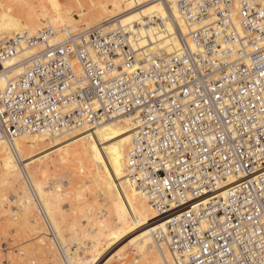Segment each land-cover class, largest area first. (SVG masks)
<instances>
[{
	"label": "built area",
	"instance_id": "1",
	"mask_svg": "<svg viewBox=\"0 0 264 264\" xmlns=\"http://www.w3.org/2000/svg\"><path fill=\"white\" fill-rule=\"evenodd\" d=\"M179 9L186 33L152 58L133 26L53 44L46 29L0 38V78L7 58L43 45L0 82V140L136 116L128 180L169 215L156 238L175 264H264V0H180Z\"/></svg>",
	"mask_w": 264,
	"mask_h": 264
},
{
	"label": "bare ground",
	"instance_id": "2",
	"mask_svg": "<svg viewBox=\"0 0 264 264\" xmlns=\"http://www.w3.org/2000/svg\"><path fill=\"white\" fill-rule=\"evenodd\" d=\"M37 1L0 0V38L24 32L34 35L46 29L50 33L49 42L53 44L94 26H101L104 32L133 26L141 54L152 58L171 53L178 46L179 32L187 31L179 9L180 0H102L86 10L74 9V2L68 0L70 5L67 3L49 13L41 10L40 14L35 11ZM42 48L38 43L7 58L4 66L9 69L0 82L23 73L28 68L27 58ZM136 124V116L112 115L92 126L24 134L12 143L0 140V182L19 185L22 189L18 216L8 215L6 220L9 226L16 225L17 231L27 229L31 233L48 264H104L109 254L124 242L130 246V252L123 264H175L169 247L156 238L157 233L167 231L169 215L159 214L128 180L126 157ZM48 146L54 150L38 153ZM53 154L63 160L62 170L66 175H74L73 170L66 171L72 167L68 162L71 158L81 169H85L87 163L96 165L88 171L93 173L95 185L103 184L106 200H110L106 214L90 215L104 241L94 239L89 263L83 261L76 245L75 249L70 246L72 240L64 229L65 221L76 229V207L70 206V211L75 213L68 217L60 203L61 182L55 183L50 192L39 175L41 162L54 171L49 161ZM234 180L230 177L224 184ZM82 191V188L76 189L78 195ZM3 196L0 189V206L3 213H8L3 206ZM48 228L53 231L52 241L46 239ZM32 260L28 264H36Z\"/></svg>",
	"mask_w": 264,
	"mask_h": 264
},
{
	"label": "rangeland",
	"instance_id": "3",
	"mask_svg": "<svg viewBox=\"0 0 264 264\" xmlns=\"http://www.w3.org/2000/svg\"><path fill=\"white\" fill-rule=\"evenodd\" d=\"M69 1L38 0L36 2L35 11L37 14H40L41 10H45L49 13L59 9L67 3L69 4ZM100 1L102 0H71L70 3L73 4L74 2V9L86 10ZM4 3L7 4L8 2L6 3L4 1ZM49 147L50 146L45 147L47 150L45 148L41 149L38 153H50V151L54 150V148L49 149ZM49 161L54 165V171L48 170L45 164L41 162L42 167L39 172L40 178L50 192L53 191L55 183L61 182L59 183L62 185L60 189L62 193L60 203L68 217L75 213V211H70V206L76 207V229H73L68 221L64 222V229L67 233V237L72 240L70 246L75 249L76 245V251L80 253L83 261L89 263L93 255L92 244L94 239H100L101 243L104 241V236L99 234L98 226L90 219V215L101 217L106 214V210L110 206V200H106L107 196L103 184L98 186L95 185L94 175L88 171V169L95 168L96 165L87 163V167L81 169L80 164L78 162L75 163L71 158L68 162L72 165V169L69 167L70 169L68 168L66 171L73 170L74 175H66L64 174L65 170H62L63 160L59 155L53 154V156L49 158ZM77 188H82L83 191L81 195L77 194ZM0 189L2 194H4L2 198L3 206H5V209H8V213H3L2 206H0V251L3 256H0V259H2L0 264H25L26 262V264H28L32 259L36 264H48V261H46L47 259H44V254L38 246L37 241L33 239L34 237L30 236L31 233L27 229H20L17 231V226H9V222L6 220L8 215L18 216L17 212L20 206L18 200L21 197L19 193V191L22 190L21 187L19 185H11L8 182H0ZM52 232L53 231L48 228L46 239L51 241L54 239ZM129 252L130 246L127 242H124L109 254L104 264H123ZM61 253L65 256L63 248L61 249ZM13 259L19 261L15 263Z\"/></svg>",
	"mask_w": 264,
	"mask_h": 264
},
{
	"label": "snow or ice",
	"instance_id": "4",
	"mask_svg": "<svg viewBox=\"0 0 264 264\" xmlns=\"http://www.w3.org/2000/svg\"><path fill=\"white\" fill-rule=\"evenodd\" d=\"M261 15H264V13H262ZM261 68H264V63L261 64ZM259 74H260V76L264 77V71H260ZM216 99L219 100V97H217ZM220 108H221V111L224 112V114H227L226 111L224 110L223 104H221ZM261 195L264 196V190H262ZM205 250L207 251V249H205Z\"/></svg>",
	"mask_w": 264,
	"mask_h": 264
}]
</instances>
